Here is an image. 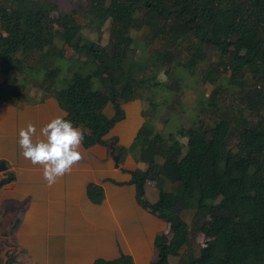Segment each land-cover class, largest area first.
<instances>
[{
    "label": "trees",
    "instance_id": "1",
    "mask_svg": "<svg viewBox=\"0 0 264 264\" xmlns=\"http://www.w3.org/2000/svg\"><path fill=\"white\" fill-rule=\"evenodd\" d=\"M81 2V10L63 12L51 0H0V105L19 104L30 86L51 94L67 112L64 118L83 128L82 144L89 148L108 145L105 136L125 118L123 104L141 99L146 120L130 146L116 143V153L119 162L130 153L143 165L133 173L139 198L149 205L145 186L154 181L159 198L151 206L171 224L170 237L156 236L151 264H171V256L179 264H264V0ZM107 23L106 45L85 35V28L102 35ZM133 30L146 32L142 43ZM67 46L85 58L83 70L57 88L56 60ZM211 48L217 62L209 59ZM220 67L227 73L223 82ZM199 69L214 89L189 115L182 143L158 128L157 110L175 108L182 75ZM165 87L174 95L159 103ZM225 87L237 105L221 107ZM108 104L112 116L105 113ZM12 179H1L0 186ZM175 183L177 190L167 188ZM87 190L92 202L103 201L100 185ZM187 210L194 211L190 223ZM93 264L135 261L122 254Z\"/></svg>",
    "mask_w": 264,
    "mask_h": 264
},
{
    "label": "crops",
    "instance_id": "2",
    "mask_svg": "<svg viewBox=\"0 0 264 264\" xmlns=\"http://www.w3.org/2000/svg\"><path fill=\"white\" fill-rule=\"evenodd\" d=\"M30 90L19 104L0 105V161L8 165L0 180L13 176L0 186V264H93L122 254L131 255L135 264H151L156 236L172 234L171 224L151 206L159 198L155 182L146 183L145 205L133 181L134 171L143 165L130 153L117 165L109 146L97 143L89 148L82 144L84 159L48 187L42 166L24 159L19 132L29 123L39 130L67 112L53 95ZM123 108L125 118L105 138L128 147L146 119L141 99ZM105 113L114 114L112 104ZM89 184L102 187L101 203L89 198Z\"/></svg>",
    "mask_w": 264,
    "mask_h": 264
},
{
    "label": "rangeland",
    "instance_id": "3",
    "mask_svg": "<svg viewBox=\"0 0 264 264\" xmlns=\"http://www.w3.org/2000/svg\"><path fill=\"white\" fill-rule=\"evenodd\" d=\"M54 3L58 5L59 11L63 12H71L72 10H81V1L82 0H51ZM57 11L54 12L56 14ZM132 34L138 38L139 42L142 43L145 40V36L147 35L146 32H141L137 30H133ZM85 35L97 40L102 45H106L109 40V23H107L103 29H102V35L99 36V34L95 31H91L89 28H85ZM214 52V49H208V55L209 59L217 62L218 57L216 56ZM139 54H141V49H139ZM85 60L84 57H81L77 54H75L74 50L70 47H66V55L62 58H58L56 60V65L60 67L61 72L57 79L56 87L57 88H63L66 86L67 81L70 79L72 74L74 72L83 70V61ZM156 71V70H155ZM160 72H156L158 74V79L162 80V83L165 84L167 81L166 75H163ZM175 76L182 75L183 73L175 70ZM219 73L222 77V82L226 79L227 73L223 71V67H220ZM14 74L21 78L22 74L18 72H14ZM33 74V72L30 73V76ZM184 76V80L181 82L182 92L180 97V103L175 105V108H172L170 106H166L162 111L161 109L157 110L158 118L156 119L157 126L160 130H164L167 132H173L175 136L182 142H187V135L182 130L183 126H188L191 123L190 116H192V113L196 112L197 105L199 102H203L206 98L208 99V96L213 91V85L210 83H205L201 80V74L200 69L197 70L194 75H189L186 73ZM224 76V77H223ZM169 83H171V80L169 79ZM180 87V88H181ZM32 88V89H31ZM31 89V90H30ZM39 90L38 88L34 86L28 87V90L32 92H36ZM40 91V90H39ZM232 90L225 87L224 89L220 90V98L219 101L221 103L222 108H226L228 104H234L237 105L238 100L232 97L231 95ZM174 95V92L169 88H162L160 92L158 93L156 97V101L161 103L165 100H170L172 96ZM144 106H146V103H144ZM185 108V109H184ZM209 114L205 113L202 115L203 118H208ZM166 120V121H165ZM150 181V180H149ZM149 185V184H148ZM150 187V185H149ZM171 188L174 190H177V183L175 184H168L167 188ZM193 210H187L184 213V218L187 222H191L193 217ZM171 236V231L169 234V237ZM204 236L200 234L197 239V243L203 244L204 243ZM171 264H179V258L178 257H170Z\"/></svg>",
    "mask_w": 264,
    "mask_h": 264
},
{
    "label": "clouds",
    "instance_id": "4",
    "mask_svg": "<svg viewBox=\"0 0 264 264\" xmlns=\"http://www.w3.org/2000/svg\"><path fill=\"white\" fill-rule=\"evenodd\" d=\"M84 137L82 127H75L71 120L58 115L39 130L33 123L21 128L18 144L24 159L42 166L43 179L48 187H53L84 159Z\"/></svg>",
    "mask_w": 264,
    "mask_h": 264
},
{
    "label": "water",
    "instance_id": "5",
    "mask_svg": "<svg viewBox=\"0 0 264 264\" xmlns=\"http://www.w3.org/2000/svg\"><path fill=\"white\" fill-rule=\"evenodd\" d=\"M108 146L110 148V154L112 155L114 161L118 165L119 164V160H118V156H117V153H116V142L115 141H111V142H109ZM7 169H8V165L6 164V162L5 161H0V171H5ZM9 258H11V256H9Z\"/></svg>",
    "mask_w": 264,
    "mask_h": 264
}]
</instances>
